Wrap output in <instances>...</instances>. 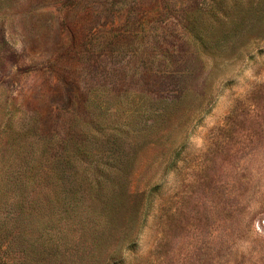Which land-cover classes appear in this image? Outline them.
<instances>
[{
    "label": "rangeland",
    "instance_id": "obj_1",
    "mask_svg": "<svg viewBox=\"0 0 264 264\" xmlns=\"http://www.w3.org/2000/svg\"><path fill=\"white\" fill-rule=\"evenodd\" d=\"M0 264H264V0H0Z\"/></svg>",
    "mask_w": 264,
    "mask_h": 264
},
{
    "label": "trees",
    "instance_id": "obj_2",
    "mask_svg": "<svg viewBox=\"0 0 264 264\" xmlns=\"http://www.w3.org/2000/svg\"><path fill=\"white\" fill-rule=\"evenodd\" d=\"M149 110L151 109H146V111L148 112ZM114 137V135L112 136V138ZM116 139H114V144H116V142L118 141L117 140V137H115ZM111 152L113 153H117L118 154V157H113L114 160H116L117 162L121 161V157L124 156V153L122 152L121 148H119L118 146H114L112 147L111 149ZM121 163H125V161H121Z\"/></svg>",
    "mask_w": 264,
    "mask_h": 264
}]
</instances>
